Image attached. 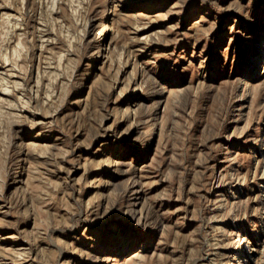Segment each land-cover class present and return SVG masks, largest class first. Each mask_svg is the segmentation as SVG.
<instances>
[{"label": "rangeland", "instance_id": "rangeland-1", "mask_svg": "<svg viewBox=\"0 0 264 264\" xmlns=\"http://www.w3.org/2000/svg\"><path fill=\"white\" fill-rule=\"evenodd\" d=\"M0 264H264V0H0Z\"/></svg>", "mask_w": 264, "mask_h": 264}, {"label": "bare ground", "instance_id": "bare-ground-1", "mask_svg": "<svg viewBox=\"0 0 264 264\" xmlns=\"http://www.w3.org/2000/svg\"><path fill=\"white\" fill-rule=\"evenodd\" d=\"M16 83H17V82H16ZM16 83H15V84H16ZM3 90H4V89H3ZM3 90H2V91H3ZM8 91H9V90H8ZM3 92H4V91H3ZM3 92H2V93H3Z\"/></svg>", "mask_w": 264, "mask_h": 264}]
</instances>
